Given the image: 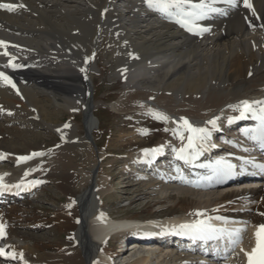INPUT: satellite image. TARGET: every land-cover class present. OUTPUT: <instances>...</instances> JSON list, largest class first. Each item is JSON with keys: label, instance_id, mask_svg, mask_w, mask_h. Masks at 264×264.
Wrapping results in <instances>:
<instances>
[{"label": "bare ground", "instance_id": "obj_1", "mask_svg": "<svg viewBox=\"0 0 264 264\" xmlns=\"http://www.w3.org/2000/svg\"><path fill=\"white\" fill-rule=\"evenodd\" d=\"M1 1L25 7L17 8L12 14L0 12V37L8 43L13 52L11 57H16L15 63L21 65L10 76L15 88L0 84V110L20 114L24 118L18 122L28 131L34 127V134L36 128L48 127V124L46 126L37 120L35 113H31L37 97L44 94L55 101L54 105H70L78 101L85 112L86 134L94 135L97 126L93 118L96 93L92 89L97 85L93 77L96 66L99 67L97 58L105 38L112 78L122 80L126 87V95L118 109L144 110L166 116L164 121L172 129L174 148L184 147V118L194 122V127L208 128L211 130L209 138L217 139L220 129L225 134L230 133L234 123L240 120L230 122V118L240 116L239 109L230 106L264 96V0H253L259 20L246 8L214 22V33L202 38L187 35L162 18L147 5V0ZM2 59L0 57V64L6 65L9 58ZM26 112L34 114L32 117L36 119L31 120ZM217 117L216 127L207 123ZM181 134L185 137L183 140L180 139ZM13 135L10 127L0 123V154H4L0 161L6 160L5 156L15 157L14 151L18 155L11 160L16 159L14 162L19 164L11 175L0 172L5 182L33 189V195L52 182L67 195L68 201L49 218L33 209L30 199L10 209L0 208V215L10 223L6 233L9 250L17 255L22 252L23 259L31 264H113L108 258L113 250L108 242L103 243V239L95 235L96 222L111 213L103 205L110 193L107 190L100 193L97 178L88 180L83 187L87 179L85 181L81 174H74V165L69 166L66 162L71 151L61 150L59 155L54 153V159L49 161L45 148L31 146L28 156L32 158L18 162L19 156L23 155L19 148L4 146ZM83 138L87 139V136L83 135ZM217 144L212 140L206 142L211 149H217ZM161 145L164 146L162 151L166 150L167 144L160 143L157 147ZM77 150L78 154L85 153ZM33 153L43 154L32 156ZM42 156H45L44 161L37 160ZM64 156L67 157L65 162ZM142 156L152 159L155 155L142 152ZM138 158L129 156L124 163L122 161L118 172L122 175L116 176L121 177V184L127 180L125 184L131 186L132 191L127 195H136L135 199L125 200V204L132 206L147 198L149 201L139 212H124L122 215L126 219L164 221L175 215H193L196 211L213 214L223 207L222 204L230 203L233 204L231 208L241 209L253 201H257V214L243 217L253 221L262 219L259 215L264 211L263 187L243 190L229 187L212 198L202 200L198 198L200 192L192 188L164 185L159 180H148L149 183L144 184L146 178L134 173V167L144 161ZM114 177L102 182L101 186L106 188L114 182ZM156 181L173 191H180L177 194L172 191L163 198L157 196L156 190L162 188L153 183ZM78 182L79 189H76L74 186ZM196 194V198L191 196ZM32 220L39 223L32 224ZM45 227H50L54 234L59 233L58 243L50 237L47 242V237L35 233ZM34 228L37 229L33 231ZM155 249L143 246L126 262L124 256L127 253L121 260L125 264H185L188 260L186 254L176 253L173 249ZM239 261V253H234L229 261L222 264H238Z\"/></svg>", "mask_w": 264, "mask_h": 264}, {"label": "rangeland", "instance_id": "obj_2", "mask_svg": "<svg viewBox=\"0 0 264 264\" xmlns=\"http://www.w3.org/2000/svg\"><path fill=\"white\" fill-rule=\"evenodd\" d=\"M104 41L105 43L101 46L97 58V64L99 67L96 66L98 69L95 68L94 70L93 78L95 79V84L97 86L94 90L91 86L92 92L94 93L95 91L96 93L94 101V116L98 118V125L92 136V141L83 138V135H85L84 115L83 111H81L83 110L81 104L78 101H74V103H71L70 105H62L61 103L54 105L56 103L52 98L40 94L37 97V103L31 110L32 112L29 110L28 112L35 113L37 120L44 123V125L48 124V127L36 128L34 134L32 132L34 127H30L31 129L28 131L25 126H21L22 124L18 122L24 118H22L20 114H12L7 117L0 112V123L7 125L14 132V135L11 136L8 143L4 146L9 148L16 146L23 155L26 153L30 154L28 152L30 151L31 146L43 147L45 148L44 152L46 151L45 156H48L47 158L49 161L54 159V153H58L57 155H59L61 150L71 151L68 158L69 160L65 156L63 160L65 162L67 159L66 162H68L67 164H69V166L74 165V167H72L76 170L74 171V174H81V177L85 181L87 179L86 184L83 185V187L88 184V180L92 181L93 171L96 170L95 178L97 179L95 180H97L100 193H103L106 190L110 193V196H107L104 199V207H107L114 213L139 212L148 203L149 199L147 198L137 201L133 203L132 206L124 207L125 200L135 199L136 195H127L128 191H132L131 186L125 184L127 180H123L124 182H122V184L124 183L125 186L122 187L120 179L117 177L120 174L122 175V173H118L121 169L119 165H121L122 161L124 163L125 159H128L129 156L134 157L135 155H138L140 150H146L148 147L159 145L160 143L171 145L175 139L172 137L173 133L166 121L157 118L155 113L137 109L123 111L118 109L121 101L126 95V87L122 80L112 78L111 72H113V70L108 61L109 57L106 54V47L108 46L107 38H105ZM16 107L20 109L19 106ZM28 112H26L27 116L34 121L33 118L35 117H32L34 114L30 115ZM66 124L70 127H65ZM64 147L65 149H63ZM77 149L84 151L85 155L78 154ZM13 154L15 157L18 155H15L14 151ZM45 156L38 157L39 159L37 158V160L44 161ZM15 157L5 156L4 158L7 160H2L0 162V172L8 175L13 174L16 167V164L13 162L16 159H12V162L11 158ZM76 164L80 165L77 166ZM100 169L101 171H99ZM138 172H142L141 169L138 170ZM116 174L118 175L116 176ZM112 176H115L114 182H111L112 184L110 183L106 188L102 187L101 183L108 182L109 178ZM143 183L147 184L149 181ZM153 183L159 184L158 186L162 188L159 189V191L156 190L157 196H162L163 198L173 191V189L164 187L158 181ZM79 184L80 182L77 184L75 183L74 188L79 189ZM179 191L180 190H174L172 193L175 192V194H177ZM221 192L222 191L200 192L198 198H201L202 200L212 198ZM191 196L196 198L197 194ZM67 198V195L58 189L54 183L48 182L45 188L37 192V195L32 198L31 207L33 209L36 208L39 213L44 214V216L49 218L52 215V212L63 207L68 201ZM37 223H39L38 220L36 223L32 220V224ZM36 229L37 228H34L33 231ZM35 233L40 236H45V238L47 237L48 239L45 240L47 242L49 241V237L53 241L56 240V242L59 240V233L55 232L56 234H54L50 227L38 229ZM14 239L17 240V238ZM112 244L114 243L112 242ZM113 246L114 245H111V248H113ZM130 254L131 253L128 252L125 258L128 259Z\"/></svg>", "mask_w": 264, "mask_h": 264}, {"label": "snow or ice", "instance_id": "obj_3", "mask_svg": "<svg viewBox=\"0 0 264 264\" xmlns=\"http://www.w3.org/2000/svg\"><path fill=\"white\" fill-rule=\"evenodd\" d=\"M216 0H199L198 3L193 2V0H147V3L150 8H154L168 17L174 18L177 23L186 27L191 32H197L199 34H203L204 32L210 31L209 27L201 26L198 22L205 19L209 13L219 12L220 9L213 6ZM230 4L237 3V0H227ZM244 6L252 9L253 5L251 0H243ZM25 7L23 4H14V3H6L0 2V9H6L8 11H15L17 8ZM254 13V9H253ZM0 46L5 48L4 55H9L7 52V42L0 40ZM14 60L15 57H12ZM10 66L13 68L21 67V65H17L10 62ZM7 67V65H6ZM83 70V69H82ZM0 81L4 84L11 85L13 88L16 87L12 78L8 76L5 72H0ZM236 107L240 111V116L230 118V122L236 119H243L247 115L251 114L256 120L259 121V125L256 128L245 129V135L249 136L250 139L259 141L260 145L264 147V100L257 101H241L239 105L230 106ZM157 118L167 119L161 113L155 114ZM219 118H214L213 120L208 121L207 123L216 127V121ZM184 130L189 132L190 135L187 137V144L184 147H181L176 150L177 155L180 159H183L187 162H193L200 155L203 154L205 150L206 141L211 136V130L206 127H194L187 118L183 119ZM68 125H65L67 127ZM185 137L181 134L180 139L183 140ZM215 147V145H211ZM163 145L154 149H146V155L151 153L152 155H156L163 150ZM247 151V149H246ZM43 153H33L32 156L42 155ZM4 154H0V158H3ZM31 156H21L18 158V162L27 161L31 159ZM240 160L243 161L239 167L246 171V165H251L253 168L260 169L264 171V164L257 163L254 159H246L244 157H240ZM202 167L204 165H201ZM213 169V174L217 177H229L235 174L237 165L233 164L230 160L225 157H219L215 161L211 162L209 165ZM30 173H26L28 175ZM23 183V182H22ZM20 185H16L19 187ZM10 190V186L3 183V176L0 175V191ZM198 217H204V211H196L192 213ZM264 215V213H261ZM213 219L222 220L227 223L226 217H206L204 219H196L190 223H181L178 225H174L172 227V231H175L179 235H187L191 236L193 239H201V240H209V239H219L225 236L232 238V243H239L241 237L239 233L244 231L245 229H229L227 227H217L211 221ZM6 225L0 223V239L6 235L5 232ZM264 233V224L258 226V231L256 236L259 239L261 234ZM257 252V249H253L252 253H248L249 256V264H264V250L260 252V255L255 260L253 259L254 254ZM0 255H12L13 258L16 257V253H6L3 247H0ZM19 258L23 259V253H19ZM27 264V261H25Z\"/></svg>", "mask_w": 264, "mask_h": 264}]
</instances>
